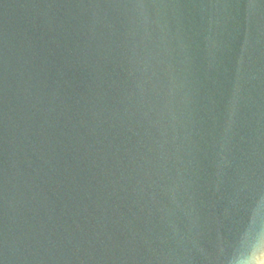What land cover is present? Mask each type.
<instances>
[{
	"label": "water",
	"instance_id": "95a60500",
	"mask_svg": "<svg viewBox=\"0 0 264 264\" xmlns=\"http://www.w3.org/2000/svg\"><path fill=\"white\" fill-rule=\"evenodd\" d=\"M264 248V0H0V264H243Z\"/></svg>",
	"mask_w": 264,
	"mask_h": 264
},
{
	"label": "clouds",
	"instance_id": "9594fccd",
	"mask_svg": "<svg viewBox=\"0 0 264 264\" xmlns=\"http://www.w3.org/2000/svg\"><path fill=\"white\" fill-rule=\"evenodd\" d=\"M259 236L253 237L252 243L255 251L251 254H245L243 264H264V248L259 246Z\"/></svg>",
	"mask_w": 264,
	"mask_h": 264
}]
</instances>
